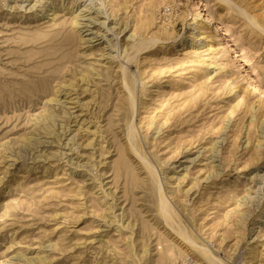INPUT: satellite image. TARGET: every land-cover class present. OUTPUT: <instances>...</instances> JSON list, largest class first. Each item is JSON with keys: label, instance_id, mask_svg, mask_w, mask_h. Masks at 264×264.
Returning a JSON list of instances; mask_svg holds the SVG:
<instances>
[{"label": "rangeland", "instance_id": "1", "mask_svg": "<svg viewBox=\"0 0 264 264\" xmlns=\"http://www.w3.org/2000/svg\"><path fill=\"white\" fill-rule=\"evenodd\" d=\"M0 264H264V0H0Z\"/></svg>", "mask_w": 264, "mask_h": 264}, {"label": "bare ground", "instance_id": "2", "mask_svg": "<svg viewBox=\"0 0 264 264\" xmlns=\"http://www.w3.org/2000/svg\"><path fill=\"white\" fill-rule=\"evenodd\" d=\"M240 9H241V8H240ZM241 10H242V9H241ZM141 45H143V44H141ZM141 45H140V46H141ZM132 47H133V46H132ZM147 47H148V46H147ZM138 48H139V47H137V49H138ZM136 51H137V50H136ZM131 58H132V57H131ZM73 98H74V97H73ZM76 102H77V101H76ZM130 128H131V127H130ZM128 131H129V130H128ZM129 134H130V133H129ZM57 137H58V136H57ZM128 137H129V136H128ZM135 149H136V148H135ZM135 149H134V150H135ZM138 154H139V153H138ZM140 158H141V157H140ZM152 170H153V169H152ZM153 177H155V176H153ZM160 193H161V192H160ZM161 195H162V193H161ZM161 198L163 199V197H161ZM163 200H164V199H163ZM163 200H162V202H163ZM165 200H166V199H165ZM165 200H164V201H165ZM160 202H161V200H160ZM164 203L168 204L167 201L164 202ZM110 205H111V204H110ZM161 207H162V206H161ZM164 207H165V209H166L167 212L165 213V215L163 214V216H166V214H167V216L169 215V217H170L171 214H168V212H169V210L172 211V209H168L169 206H167V205H164ZM172 212H173V211H172ZM172 212H171V213H172ZM169 213H170V212H169ZM105 215H106V214H105ZM172 216H173V215H172ZM165 218H166V217H165ZM168 220H169V218H168ZM168 220H167V218H166V222H167ZM172 220L174 221V219H172ZM171 222H172V221H171ZM171 222H170V223H171ZM178 223H179V222H178ZM181 225H182V224H181ZM176 226H177V225H176ZM179 226H180V225H179ZM179 226H178V227H179ZM182 227H183V225H182ZM182 227H181V230L178 229L177 232L183 237V241H184V239H185L187 242H189V243L193 244L194 246H196V245L194 244V242H192L193 240L189 239L188 236L185 234V232H186L187 230L185 231V229H182ZM183 228H184V227H183ZM175 229H176V227H175L173 230H175ZM178 233H177V235L180 236ZM174 234H175V233H174ZM182 237H180V238H182ZM199 248H200V247H199ZM201 251H202V254H203V255H206V257L208 256V257H207V261H212V260H211V259H212V256H210V253H209V255H208L207 251L204 250V249H202V248H201ZM216 261H218V260H216ZM212 263H214V262H212ZM219 263H220V262H219Z\"/></svg>", "mask_w": 264, "mask_h": 264}]
</instances>
